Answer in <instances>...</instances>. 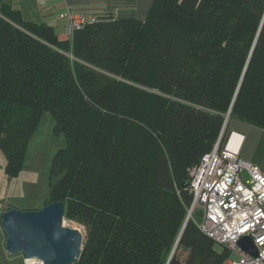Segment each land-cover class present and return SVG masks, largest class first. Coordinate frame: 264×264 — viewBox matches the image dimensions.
<instances>
[{
    "label": "trees",
    "instance_id": "trees-1",
    "mask_svg": "<svg viewBox=\"0 0 264 264\" xmlns=\"http://www.w3.org/2000/svg\"><path fill=\"white\" fill-rule=\"evenodd\" d=\"M5 12L6 171L50 112L66 144L45 204L64 201L85 227L78 264H223L231 251L200 229L204 212L185 224L188 167L225 124L224 136L233 120L264 128V0H155L145 19L99 18L72 41Z\"/></svg>",
    "mask_w": 264,
    "mask_h": 264
},
{
    "label": "built area",
    "instance_id": "built-area-1",
    "mask_svg": "<svg viewBox=\"0 0 264 264\" xmlns=\"http://www.w3.org/2000/svg\"><path fill=\"white\" fill-rule=\"evenodd\" d=\"M61 15L68 20L65 30L71 41L76 31L100 20L71 10ZM221 147L217 143L199 163L188 167L191 208L202 207L203 219L197 222L198 226L231 251L225 264H264V173L258 165L240 159L238 147L231 148L229 142ZM243 236L253 240L257 255L240 245ZM234 254L239 258H234ZM25 263L45 264L37 257H25Z\"/></svg>",
    "mask_w": 264,
    "mask_h": 264
},
{
    "label": "crops",
    "instance_id": "crops-1",
    "mask_svg": "<svg viewBox=\"0 0 264 264\" xmlns=\"http://www.w3.org/2000/svg\"><path fill=\"white\" fill-rule=\"evenodd\" d=\"M155 0H0L6 14L18 22H45L51 25L61 40H69L66 35L67 18L61 13L71 10L86 17H113L115 19H145ZM231 135L240 134L237 141L240 159L256 164L264 173V128L250 123L233 120L230 124ZM232 137V136H231ZM235 141V142H236ZM43 202L21 206L22 209H37L43 207ZM10 204H6L2 213ZM15 205V204H13ZM17 206V205H16ZM1 225V223H0ZM5 234L0 231V264H26L25 256L11 254L5 247Z\"/></svg>",
    "mask_w": 264,
    "mask_h": 264
},
{
    "label": "water",
    "instance_id": "water-1",
    "mask_svg": "<svg viewBox=\"0 0 264 264\" xmlns=\"http://www.w3.org/2000/svg\"><path fill=\"white\" fill-rule=\"evenodd\" d=\"M225 128L226 124L218 145ZM64 211V201H51L37 209H22L10 204L0 219L7 251L40 258L45 264H78L82 254L83 232L65 224ZM191 216L192 212L189 211L185 224ZM239 243L251 254H258L249 236H243Z\"/></svg>",
    "mask_w": 264,
    "mask_h": 264
},
{
    "label": "rangeland",
    "instance_id": "rangeland-1",
    "mask_svg": "<svg viewBox=\"0 0 264 264\" xmlns=\"http://www.w3.org/2000/svg\"><path fill=\"white\" fill-rule=\"evenodd\" d=\"M231 128L224 138L220 141L223 148L227 142L231 141ZM228 139V140H227ZM216 142L215 146L217 145ZM66 144L65 135L55 129V120L50 112H46L42 118L41 124L31 137L25 158V163L19 173L14 176L8 175L6 171V157L0 150V212L6 204H15L19 207L44 202L51 194V167L54 156L59 148ZM214 146V147H215ZM214 149V148H213ZM212 149V150H213ZM188 207V213L192 207ZM203 209L195 206L191 218H197V212ZM65 224L76 227L83 232L85 238L86 229L81 224L65 219ZM0 231L4 234L1 225ZM186 252H183V256ZM239 258L238 254L233 255ZM227 259V258H226ZM226 262V260L224 261ZM224 264V263H223Z\"/></svg>",
    "mask_w": 264,
    "mask_h": 264
},
{
    "label": "bare ground",
    "instance_id": "bare-ground-1",
    "mask_svg": "<svg viewBox=\"0 0 264 264\" xmlns=\"http://www.w3.org/2000/svg\"><path fill=\"white\" fill-rule=\"evenodd\" d=\"M241 137H240V135L239 134H237V133H233L232 134V137H231V141H230V147L231 148H233V149H235V148H237V146H238V140L240 139ZM236 139H237V141H236ZM236 141V142H235ZM190 212H193V210L192 209H190Z\"/></svg>",
    "mask_w": 264,
    "mask_h": 264
}]
</instances>
